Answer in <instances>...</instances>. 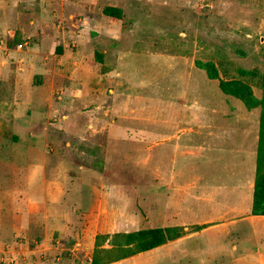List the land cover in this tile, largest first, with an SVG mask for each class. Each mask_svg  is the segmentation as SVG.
Here are the masks:
<instances>
[{"label": "rangeland", "instance_id": "1", "mask_svg": "<svg viewBox=\"0 0 264 264\" xmlns=\"http://www.w3.org/2000/svg\"><path fill=\"white\" fill-rule=\"evenodd\" d=\"M94 3L0 0V58H9L0 264H89L97 235L166 226L183 235L107 264H264V215L252 213L264 0ZM39 40L51 54L47 102L7 67ZM63 43L70 52L61 60ZM13 47L17 55H6ZM44 162L47 183L30 167ZM43 209L49 225L38 221ZM100 243L112 248L103 258L121 253Z\"/></svg>", "mask_w": 264, "mask_h": 264}, {"label": "trees", "instance_id": "2", "mask_svg": "<svg viewBox=\"0 0 264 264\" xmlns=\"http://www.w3.org/2000/svg\"><path fill=\"white\" fill-rule=\"evenodd\" d=\"M103 13L118 18L121 16V10L115 6L103 7ZM260 88L261 100L258 103L260 106V128L252 193V213L264 215V70L261 75ZM183 232L181 226H166L143 228L125 233L116 232L111 236L97 235L95 249L89 264H107L113 260L155 248L182 236ZM100 238L102 242L107 239L111 240V244L115 247L114 250H119L121 253L114 259L103 258L102 253L110 252L112 248H100L99 246L102 244Z\"/></svg>", "mask_w": 264, "mask_h": 264}, {"label": "crops", "instance_id": "3", "mask_svg": "<svg viewBox=\"0 0 264 264\" xmlns=\"http://www.w3.org/2000/svg\"><path fill=\"white\" fill-rule=\"evenodd\" d=\"M92 2L94 3V0H92ZM95 4V3H94ZM85 18H89V17H85ZM44 43V44H43ZM89 46L94 47V41L92 39H90L89 42L86 43V45L84 47H81L82 50L85 48H88ZM23 49V48H22ZM50 49V48H49ZM48 49V44H46V40L45 41H41L39 40V42L34 43L32 46H26V48H24L23 54H19V58H17L14 62V64L10 63L7 67H9V78L13 79V81L15 82L16 85L19 84V82H23L25 80L28 81V86L31 87L34 91L38 92L40 91L41 95H44V97H46V102L48 101L49 98V91H54L53 90V86L49 83V81H51L52 79V72L49 71V69L46 68L47 64L49 63V61L47 60V58L49 56H51L50 52ZM8 53L6 55H8L10 52H13V54L15 53V55H17L18 53V48L17 47H13V48H8ZM31 51L36 52L37 54L34 53H29ZM68 52H70V49L68 48V46L63 43L62 46V52H61V60L65 59V56L68 55ZM54 55V54H52ZM59 55V54H57ZM28 56H32L29 57ZM9 58L7 56L3 57L2 59L0 58V81L3 79L1 77V74H3L6 71V61H8ZM30 63V64H28ZM31 70V73H29V71ZM35 72L40 73V75L42 77H39V80L37 83L33 82V74H35ZM30 82V85H29ZM65 90H63L62 87V92H64ZM41 103L45 102L43 100V97L40 100ZM19 129V128H17ZM26 130L29 131L30 135H34V127L32 126H28L27 128H25ZM113 133H116L115 129H109L107 131V134L111 135ZM37 135H40L41 137L45 138L47 136V131L42 132V133H37ZM22 146H26L25 149L30 150L29 145L27 144H23ZM32 171L34 172V176H39L40 174H42L44 176V178L41 180L42 183H47L48 182V178H46V174H45V169H46V162H44L42 164V169L43 170H36V168L34 166H30ZM13 168H15V166H13ZM16 172L14 171L13 174H15ZM17 173L14 175V178H17ZM50 183H54L52 181H50ZM44 190H46L47 188H43ZM66 193V192H65ZM49 190H47V192H44L45 197H49L51 198V196L49 195ZM47 201V199L45 198V202ZM48 202V201H47ZM64 204V201H63ZM14 207L11 206L9 207V210L11 213H14ZM9 210L7 209V213L10 214ZM44 215L42 217V219H38L40 224H48L49 225V218L45 215V209H43ZM11 229L13 230H18L16 225H12V223L9 225ZM64 227H68V225L66 224V226ZM43 234H47V232L49 231V228L47 227V225L44 227L43 226ZM69 228V227H68ZM22 230V229H21ZM20 232V231H19ZM227 262H231V259L228 260Z\"/></svg>", "mask_w": 264, "mask_h": 264}]
</instances>
